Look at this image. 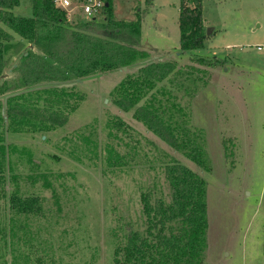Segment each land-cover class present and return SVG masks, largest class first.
<instances>
[{"label": "trees", "instance_id": "1", "mask_svg": "<svg viewBox=\"0 0 264 264\" xmlns=\"http://www.w3.org/2000/svg\"><path fill=\"white\" fill-rule=\"evenodd\" d=\"M23 3L29 15L15 11ZM104 12L99 21L74 23L53 0H0V264L98 262L99 235L80 218L79 199L61 197L75 199L85 189L76 173L45 166L21 143L38 135L48 140L84 100L76 85L60 83L133 68L112 90L114 103L212 170L205 130L192 124L187 102L199 77L193 73L201 69L151 59L140 43L139 13L133 20L118 18L113 0ZM179 27L180 53L204 46L202 0H181ZM196 59L210 66L224 62ZM102 127L95 120L53 146L79 163L102 166L111 191L106 238L112 264H201L208 249L206 179L120 116L108 115ZM119 177L125 183L114 184ZM62 220L75 223L68 227Z\"/></svg>", "mask_w": 264, "mask_h": 264}, {"label": "rangeland", "instance_id": "2", "mask_svg": "<svg viewBox=\"0 0 264 264\" xmlns=\"http://www.w3.org/2000/svg\"><path fill=\"white\" fill-rule=\"evenodd\" d=\"M113 4L118 18L133 20L140 14V43L150 50L151 59H176L182 66L193 64L201 69L193 73L199 77L187 102L192 124L205 130L212 170L206 171L173 148L138 120L133 110L114 103L111 92L128 72L122 68L76 83L85 98L68 122L49 132L48 140L46 135H38L21 143L30 146L35 158L45 166L75 172L77 182L83 184L85 189L80 188L77 198L74 194L61 197L63 202L71 203L79 199L80 218L85 226L94 229L93 233H98L97 264H112V244L106 238L112 203L108 180L102 166L79 163L53 145L95 120L102 129L108 115L120 116L206 179L208 249L201 264H264V0H202L204 24L206 29L212 27L211 33L203 47L185 53L179 52L181 0H113ZM15 11L31 13L24 3ZM215 56L224 62L210 66L196 59L212 61ZM147 178L144 175L143 181ZM123 183L120 177L114 182ZM60 193H65L64 188ZM67 207L69 214L75 209L71 204ZM62 223L69 227L75 221Z\"/></svg>", "mask_w": 264, "mask_h": 264}, {"label": "built area", "instance_id": "3", "mask_svg": "<svg viewBox=\"0 0 264 264\" xmlns=\"http://www.w3.org/2000/svg\"><path fill=\"white\" fill-rule=\"evenodd\" d=\"M71 22L99 21L103 18L108 0H53ZM261 48V46H259Z\"/></svg>", "mask_w": 264, "mask_h": 264}, {"label": "water", "instance_id": "4", "mask_svg": "<svg viewBox=\"0 0 264 264\" xmlns=\"http://www.w3.org/2000/svg\"><path fill=\"white\" fill-rule=\"evenodd\" d=\"M107 5H108V3H107ZM211 29H212L211 26H209V27L206 29V34H207V35H209V34L211 33ZM142 66H144V64L139 65L137 68L142 67ZM122 69H123L124 71H131V70H132V69H131L130 67H128V66H123ZM6 75H7V74H3V76H6ZM82 81H83V79H81V78H77L76 80L69 81V82H64V83H60L59 85H60V86H63V85H65V86H73V85H75L76 83H78V82H82Z\"/></svg>", "mask_w": 264, "mask_h": 264}]
</instances>
